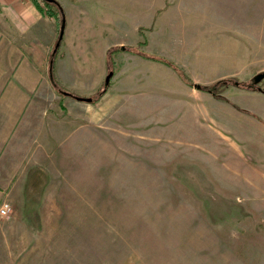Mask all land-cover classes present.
<instances>
[{
    "label": "crops",
    "instance_id": "0c3cea01",
    "mask_svg": "<svg viewBox=\"0 0 264 264\" xmlns=\"http://www.w3.org/2000/svg\"><path fill=\"white\" fill-rule=\"evenodd\" d=\"M56 1L62 37L52 63L58 21L44 17L33 0H0V205L12 208L0 217V264H22L19 238H34L38 224L67 223L83 207L85 160L87 170L95 167L102 143L111 155L118 145L125 151L135 145L136 155L147 158L150 144L170 141L164 131L173 126L174 148L156 146L162 156L225 150L251 168L255 155L240 154L236 142L251 140L254 147L264 138V92L233 87L242 93L226 91V101L219 100L148 58L173 63L195 85L241 75L244 26L229 22L239 16L224 0ZM109 72L97 102L75 99H92ZM52 76L68 95L55 91ZM202 127L207 135L199 139ZM244 183L252 184L262 224L261 172Z\"/></svg>",
    "mask_w": 264,
    "mask_h": 264
},
{
    "label": "rangeland",
    "instance_id": "374dc122",
    "mask_svg": "<svg viewBox=\"0 0 264 264\" xmlns=\"http://www.w3.org/2000/svg\"><path fill=\"white\" fill-rule=\"evenodd\" d=\"M223 4L238 12L229 22L244 26L237 51L245 63L243 75L224 78L230 82L218 92L240 95L233 87L244 89L238 83L264 72V0ZM257 86L264 91V79ZM176 131L166 127L170 141L150 144L147 158L136 155L135 145L127 151L118 145L111 155L102 143L95 167L87 170L91 161L85 160L83 207L67 223L38 224L34 238H19L22 264H264V222L252 205V184L244 183L257 171L264 182V138L254 147L251 140L236 142L240 154L255 155L247 168L237 152L225 150L162 156L156 146L174 148ZM205 134L202 127L198 138ZM228 136L235 141L233 132Z\"/></svg>",
    "mask_w": 264,
    "mask_h": 264
},
{
    "label": "trees",
    "instance_id": "16d2710c",
    "mask_svg": "<svg viewBox=\"0 0 264 264\" xmlns=\"http://www.w3.org/2000/svg\"><path fill=\"white\" fill-rule=\"evenodd\" d=\"M33 1H35L37 9L41 12V14L44 17L55 18V20L58 21V25L61 26V7H60V4L56 0H54L52 2H46V1L41 0L44 3V6L39 4L40 0H33ZM59 28L60 27H58V29ZM57 51H58V49H57ZM57 51H56V53H57ZM56 53L51 55L50 60L52 61V63H53V60L55 58ZM148 58L153 59L154 61L162 62L165 65L171 67L172 69H174L177 72V74L184 81V83H186L187 85H189L191 87L192 86L194 87V85H192V82L189 80V78L186 77V74L184 73V71L181 70L179 67L175 66L173 63L166 61V60H163V59H160L158 57H154V56H151ZM52 63L50 64V69L52 68V65H53ZM51 78H52L51 79L52 85H53L55 91L58 94H63L64 91L55 82L53 76ZM229 82H230V80L223 79V80H220L217 83L211 85L210 87L201 86L200 90L208 92L209 94H211L216 99L226 101V99L224 97H222L220 92H218V91L226 88L227 85L229 84ZM238 85L244 89H247V90H259L260 91L259 87L257 85H255L252 81L248 84H239L238 83ZM106 88L107 87H104L97 95L92 97V103H95L100 99V97L105 93ZM261 92H264V91H261ZM70 96H72V95H70Z\"/></svg>",
    "mask_w": 264,
    "mask_h": 264
},
{
    "label": "water",
    "instance_id": "95a60500",
    "mask_svg": "<svg viewBox=\"0 0 264 264\" xmlns=\"http://www.w3.org/2000/svg\"><path fill=\"white\" fill-rule=\"evenodd\" d=\"M43 1L52 2L54 0H43ZM61 37H62V25L60 26V29H59V36H58V40H57V42L55 44V47L53 49V54L56 53V51H57V49L59 47ZM111 77H112V72H109L108 75L105 78L104 87H108V84H109V81H110ZM263 79H264V72L255 75L254 78H253V83L255 85H258ZM194 87L196 89H198V90L201 89V85H194ZM63 95H68V93L63 92ZM75 99H77L78 101H81V102H86V103H91L92 102L91 98H78V97H75Z\"/></svg>",
    "mask_w": 264,
    "mask_h": 264
},
{
    "label": "built area",
    "instance_id": "2783aa9c",
    "mask_svg": "<svg viewBox=\"0 0 264 264\" xmlns=\"http://www.w3.org/2000/svg\"><path fill=\"white\" fill-rule=\"evenodd\" d=\"M11 211V207L8 202L4 201L0 205V217L7 216Z\"/></svg>",
    "mask_w": 264,
    "mask_h": 264
}]
</instances>
